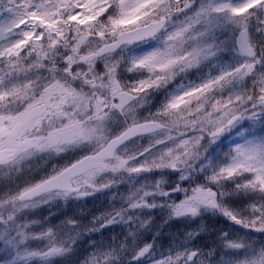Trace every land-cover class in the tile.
Returning a JSON list of instances; mask_svg holds the SVG:
<instances>
[{
    "label": "snow or ice",
    "instance_id": "obj_1",
    "mask_svg": "<svg viewBox=\"0 0 264 264\" xmlns=\"http://www.w3.org/2000/svg\"><path fill=\"white\" fill-rule=\"evenodd\" d=\"M72 256L264 264V0H0V264Z\"/></svg>",
    "mask_w": 264,
    "mask_h": 264
},
{
    "label": "rangeland",
    "instance_id": "obj_2",
    "mask_svg": "<svg viewBox=\"0 0 264 264\" xmlns=\"http://www.w3.org/2000/svg\"><path fill=\"white\" fill-rule=\"evenodd\" d=\"M258 35H259L258 33L253 31V36H258ZM95 202H96V206L102 207L100 201H95ZM105 206H107V202H105ZM51 211L53 214V219H55L56 217H60L62 219L63 217L61 216V213L68 212V209L66 207L61 206L59 208L53 207ZM95 213L98 214V211L95 210ZM43 215L44 216L48 215L47 209L44 210ZM201 224L207 225V227L203 231L199 232V235L194 238V241H188V243L194 250L201 249L207 252L209 249L205 248V245L214 246L215 244L220 243L219 236L221 235V230L223 229L225 231H228V229L225 223H216L215 218H213L212 220L201 221ZM233 227H239V226H233ZM173 228L176 231H178V234L175 233V236H172L171 239L165 238V236L164 237L161 236L157 242V247L159 249L158 254L160 252L164 253L165 255L168 254L167 252L163 251V249L167 248L165 245H174L175 248L179 247L181 244L185 242L187 233L196 229L197 225H184V224H177L174 222L171 227L164 226V230L167 232L171 231ZM240 231L244 232L246 230L241 229ZM230 235L233 239L237 238L236 234L234 233H230ZM117 236H119L118 227L115 229V231L107 230L105 231L104 241L111 242L113 238ZM175 237H177V240L174 241ZM95 238L98 242L100 241L99 234H95ZM32 246L42 247L43 245L39 244V242H32ZM91 251L92 249L90 248L87 242L86 236L82 238V240L78 241L77 255L79 256V259H83L84 256L88 255ZM229 251L230 250L225 249L221 244L220 247L217 248V255L218 254L223 255L224 253L229 252ZM57 259H64V258H57ZM73 262H75V264H79V260H77V256L70 257L69 260L67 261V264H73Z\"/></svg>",
    "mask_w": 264,
    "mask_h": 264
},
{
    "label": "trees",
    "instance_id": "obj_3",
    "mask_svg": "<svg viewBox=\"0 0 264 264\" xmlns=\"http://www.w3.org/2000/svg\"><path fill=\"white\" fill-rule=\"evenodd\" d=\"M98 209L101 210L102 207L96 206V202H93V199L89 198V203L83 209L74 208V209H72V211L75 212V214H77V215H86V216H89V218H90V214L91 213H95V210H98ZM56 210H58V209H56ZM56 210H54V211H56ZM68 211H69V209H68ZM175 233L178 234V231H176L174 228L171 231H169V232L164 230L162 237L165 236V238L171 239L172 236H175ZM175 240H177V237L174 238V241ZM165 246L167 248L163 249V251H165L167 253L169 252V250H174L175 249L174 245H165ZM221 256H222L221 254H218L216 258L219 260L221 258ZM223 258L227 259V256L224 255Z\"/></svg>",
    "mask_w": 264,
    "mask_h": 264
}]
</instances>
